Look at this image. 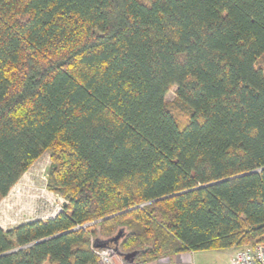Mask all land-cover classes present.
Returning <instances> with one entry per match:
<instances>
[{"label":"trees","instance_id":"1","mask_svg":"<svg viewBox=\"0 0 264 264\" xmlns=\"http://www.w3.org/2000/svg\"><path fill=\"white\" fill-rule=\"evenodd\" d=\"M45 151L68 203L0 264L264 242V0H0V201Z\"/></svg>","mask_w":264,"mask_h":264},{"label":"rangeland","instance_id":"2","mask_svg":"<svg viewBox=\"0 0 264 264\" xmlns=\"http://www.w3.org/2000/svg\"><path fill=\"white\" fill-rule=\"evenodd\" d=\"M166 99L170 105L174 103L176 86L170 89ZM173 108L180 121L187 120V114L182 112L177 104ZM51 162V152L45 151L21 177L9 194L0 201V226L4 230L38 219L54 218L60 212L58 211L56 214L57 209L59 207L63 209L68 203L65 197L47 187ZM116 253L118 256L116 258L117 263L121 264V256L117 251ZM213 253H219L217 258L209 259L195 256V264H230L231 249Z\"/></svg>","mask_w":264,"mask_h":264},{"label":"built area","instance_id":"3","mask_svg":"<svg viewBox=\"0 0 264 264\" xmlns=\"http://www.w3.org/2000/svg\"><path fill=\"white\" fill-rule=\"evenodd\" d=\"M61 210L62 208L59 207L56 211V214ZM96 253L99 256V264H119L116 260L118 257L117 253L113 248H103L101 250H96ZM125 263L126 261L122 259L121 264ZM126 264L131 263L127 262ZM230 264H264V242L240 249H235L231 256Z\"/></svg>","mask_w":264,"mask_h":264},{"label":"crops","instance_id":"4","mask_svg":"<svg viewBox=\"0 0 264 264\" xmlns=\"http://www.w3.org/2000/svg\"><path fill=\"white\" fill-rule=\"evenodd\" d=\"M234 251L235 249H231V253L229 254L230 259ZM213 252H221V250H204V251L180 253L172 257L163 258L157 261L155 264H195V256H198L201 258L202 257L209 258V259L217 258L219 253H213Z\"/></svg>","mask_w":264,"mask_h":264},{"label":"water","instance_id":"5","mask_svg":"<svg viewBox=\"0 0 264 264\" xmlns=\"http://www.w3.org/2000/svg\"><path fill=\"white\" fill-rule=\"evenodd\" d=\"M121 233L122 231H120L114 238H111L110 240H114V241H118V239L120 238L121 236ZM95 247L96 248H103L105 247V243H96L95 244ZM139 251L138 250H134V251H130V252H120L118 250V254L121 256V257H124V259L128 262V263H134V260L136 258V256L138 255Z\"/></svg>","mask_w":264,"mask_h":264}]
</instances>
